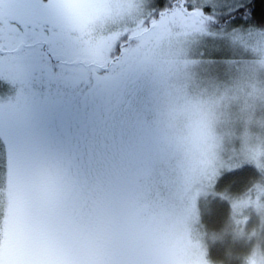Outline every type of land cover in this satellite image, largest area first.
<instances>
[{"label":"rangeland","instance_id":"rangeland-1","mask_svg":"<svg viewBox=\"0 0 264 264\" xmlns=\"http://www.w3.org/2000/svg\"><path fill=\"white\" fill-rule=\"evenodd\" d=\"M194 2L167 31L155 0L0 1L1 32L41 4L31 31L72 45L50 50L61 76L25 67L0 84V264H211L200 201L222 171L264 166V132L246 123L264 115V29L201 14L240 0ZM120 34L136 40L113 61ZM209 131L213 151L193 148ZM260 194L235 210L261 213Z\"/></svg>","mask_w":264,"mask_h":264},{"label":"trees","instance_id":"trees-1","mask_svg":"<svg viewBox=\"0 0 264 264\" xmlns=\"http://www.w3.org/2000/svg\"><path fill=\"white\" fill-rule=\"evenodd\" d=\"M40 1L43 3L47 0ZM155 1H157V4L150 11L149 18L151 21L159 22L158 27L162 30L171 31L178 28L180 22H177L176 26L171 25L178 15L181 17L183 13L200 12H197L198 6L194 2L195 0ZM40 5L36 4L32 8L33 16L31 19H26L25 24L14 28V30L8 28L4 29L5 32L0 31V48L6 52L5 54L0 53V84H11V79L21 76L25 67L31 75L58 74L59 72L55 69L59 65L58 57L50 54L52 53L50 50L55 46H60L64 50H72V45L69 42H57L54 46H49L43 42L42 32L38 34L35 29L33 32L31 31V25L36 28V17ZM238 8L233 9L224 16L223 14L218 16L212 8L205 7L202 8L201 14L206 17V20H208L207 18L212 20L216 16L222 24L230 25L234 21L240 20L243 22L247 19V17L239 16ZM0 11L2 12V7ZM203 11L204 13H202ZM259 11L258 8V16ZM11 13L5 11L2 16L12 17L13 14ZM168 22H171V24ZM210 23H215L218 26L217 22L210 21ZM29 24L31 25L28 27ZM251 25L264 29V24H259L256 21ZM118 38L119 40L109 52L113 61H116L124 50L136 40L135 35L130 34H120ZM18 41H25L29 47L24 50L23 54L14 55L11 52ZM89 52L101 51L82 48V53ZM25 57L26 59H24ZM59 75L61 76V73ZM213 189L211 194L200 201L199 218L194 225V230L205 241L207 258L211 264H243V258L254 245L259 244L264 249V166L243 163L228 171L224 170ZM256 189L261 190L263 211L259 213L252 207H247L242 213L235 210L233 203L244 200L249 196V193L256 191ZM241 228H243V233H241ZM254 230L257 235L249 239V234Z\"/></svg>","mask_w":264,"mask_h":264},{"label":"clouds","instance_id":"clouds-1","mask_svg":"<svg viewBox=\"0 0 264 264\" xmlns=\"http://www.w3.org/2000/svg\"><path fill=\"white\" fill-rule=\"evenodd\" d=\"M256 95L254 97L255 101H258L261 104H264V90H254ZM246 123L251 127L259 129L261 132H264V115L257 116L255 110L250 116H248ZM191 136V132L189 133ZM257 139L260 138V132L252 133ZM192 147L198 151L211 153L215 147L212 143V136L210 131L205 135L199 138L198 142L192 144ZM258 200V198H257ZM241 233H243V228H241ZM257 232L254 230L249 234V239L255 237ZM199 264H205V260L201 259ZM243 264H264V249L261 248L259 244H256L252 247L249 253L243 258Z\"/></svg>","mask_w":264,"mask_h":264},{"label":"snow or ice","instance_id":"snow-or-ice-1","mask_svg":"<svg viewBox=\"0 0 264 264\" xmlns=\"http://www.w3.org/2000/svg\"><path fill=\"white\" fill-rule=\"evenodd\" d=\"M259 8V16L257 9ZM240 17H247L243 21L245 25H249L254 21L264 24V0H240V7L237 9Z\"/></svg>","mask_w":264,"mask_h":264},{"label":"water","instance_id":"water-1","mask_svg":"<svg viewBox=\"0 0 264 264\" xmlns=\"http://www.w3.org/2000/svg\"><path fill=\"white\" fill-rule=\"evenodd\" d=\"M26 47H28V46H26L25 43H21L16 49H14L12 51V53H14V54L22 53L25 50ZM0 53L1 54H5L6 52L3 49L0 48ZM68 64H70L72 66H75V67H78L80 65H82V66H86L87 65L86 61H81V60H74L72 62H69Z\"/></svg>","mask_w":264,"mask_h":264}]
</instances>
